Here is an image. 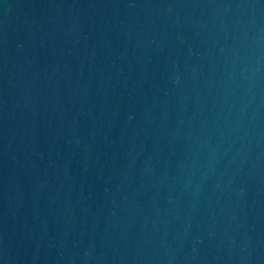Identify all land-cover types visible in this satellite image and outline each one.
<instances>
[{"label":"water","instance_id":"95a60500","mask_svg":"<svg viewBox=\"0 0 264 264\" xmlns=\"http://www.w3.org/2000/svg\"><path fill=\"white\" fill-rule=\"evenodd\" d=\"M0 264H264V0H0Z\"/></svg>","mask_w":264,"mask_h":264}]
</instances>
